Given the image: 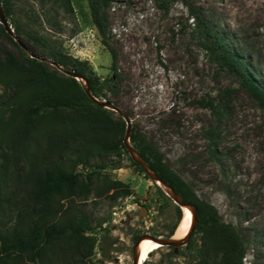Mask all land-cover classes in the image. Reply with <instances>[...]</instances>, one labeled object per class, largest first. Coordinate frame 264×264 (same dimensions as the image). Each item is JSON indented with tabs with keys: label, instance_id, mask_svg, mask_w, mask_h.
Instances as JSON below:
<instances>
[{
	"label": "rangeland",
	"instance_id": "374dc122",
	"mask_svg": "<svg viewBox=\"0 0 264 264\" xmlns=\"http://www.w3.org/2000/svg\"><path fill=\"white\" fill-rule=\"evenodd\" d=\"M4 1L11 6L7 19L20 44L0 36V58L5 51L18 58L20 48L62 78L71 76L50 60L52 53L84 69L102 88L99 101L117 109H106L109 120L125 122L126 132L129 123L131 134L142 135L197 198L216 211L221 224L233 226L245 244L242 264H264V107L244 78L213 61L190 15L194 9L264 92V0H106L105 36L92 18L94 0H69L72 11L60 0ZM14 88L0 84V107ZM21 120L9 113L0 124V243L16 232L29 234L35 224L66 225L82 215L92 230L80 251L67 230L43 259L2 255L0 264H133L137 243L131 232L140 239L174 241L183 209L132 165L127 147L128 154L95 155L90 166H78L80 184L95 172L88 196L54 208L36 204L30 196L32 173L58 159L49 140L56 132L44 130L41 144L25 145ZM75 154L67 152L65 160ZM112 181L127 185L132 196L113 200V192L100 194ZM151 206L158 210L155 218L140 216L142 208ZM192 222L187 245L178 253L161 247L145 264H196L203 235L198 217Z\"/></svg>",
	"mask_w": 264,
	"mask_h": 264
},
{
	"label": "trees",
	"instance_id": "16d2710c",
	"mask_svg": "<svg viewBox=\"0 0 264 264\" xmlns=\"http://www.w3.org/2000/svg\"><path fill=\"white\" fill-rule=\"evenodd\" d=\"M60 1L67 10L72 11L69 0ZM176 1L186 4L185 0ZM0 4L6 17L11 18L12 9L9 3L0 0ZM106 6V0H94L91 6L94 24L103 36H105V28L102 24L103 10ZM190 15L196 21L195 31L201 46L212 56L213 61L244 78V84L264 107V92L256 88L252 79L244 73L238 56L213 33L194 9H190ZM15 30L18 34L21 33L20 27L16 26ZM0 36L13 41L1 24ZM35 41L39 45L42 44L38 38H35ZM18 49L20 52L18 58L6 51L4 60L0 58V84L7 88L15 87L12 97L0 107V124L9 113L13 118L21 117L22 127L26 132L25 138H28L25 145L28 146L31 142H35L36 146L41 144L40 139L45 135L41 133L42 131L56 132V135L48 136L50 152L56 154L58 159L54 160L46 170L32 173L30 192L36 204L54 208L55 205L60 206L62 201L71 202L77 197L88 196L91 193L95 172L86 174L85 180L80 184L78 166H90L91 159L95 155L119 156L122 150L128 154L124 144L126 124L123 121L111 122L107 110L88 96L79 81L73 77L62 78L56 72L48 71L43 63L30 58L20 48ZM49 58L63 70L83 77L97 100L103 98L102 88L88 77L84 69L68 64L62 56L55 53L50 54ZM130 142L134 152L148 168L171 187L183 202L196 210L200 223L198 231L203 235L202 245L198 250L200 259L196 264H242L246 253L245 244L233 226L221 224L216 211L197 198L190 186L166 165L160 153L142 135L132 133ZM67 152H75L77 154L75 159L65 160L64 154ZM130 160L136 169L148 176L137 161L132 157ZM111 192H113L111 195L113 200L130 197L133 194L132 190L121 181H112L100 194ZM182 217L183 213L180 211L179 221ZM67 230L70 233L68 240L80 251L82 240L88 238L86 234L92 228L85 215L77 219L70 218L66 225L45 222L35 224L29 234L16 232L11 238H2L0 256L5 255L10 258L14 254H31L32 260L43 259L48 247L52 246L55 240L62 239ZM130 234L137 243L140 239L139 235L136 232Z\"/></svg>",
	"mask_w": 264,
	"mask_h": 264
},
{
	"label": "water",
	"instance_id": "95a60500",
	"mask_svg": "<svg viewBox=\"0 0 264 264\" xmlns=\"http://www.w3.org/2000/svg\"><path fill=\"white\" fill-rule=\"evenodd\" d=\"M0 24L3 26L4 30L6 31V33H8L11 37H13L15 39V41L18 42V40L16 39L14 32L8 22V19L4 13V10L2 8V5L0 4ZM19 43V42H18ZM20 44V43H19ZM60 68V66H58ZM66 74L68 76L73 77L76 80H82L84 81L83 86L88 94L89 97H91V99H93L100 107L105 108V109H109V110H114L116 111V107H114V105L110 102H106V101H99L97 100L92 93L89 90L88 87V82L83 78L80 77L78 75H76L75 73L72 72H66ZM130 137H131V128L129 126L128 123V129L126 132V137H125V146L127 147V150L129 151L130 155L132 156V158L137 161L141 167L147 172L148 176L150 177V179L153 182H159L161 185H163L165 188H167L170 192H171V196L167 193V195H169L171 197V199L180 207H188L193 214V221L195 222L197 219V212L196 210L191 206L186 204L185 202H183L180 197L174 193V191L172 190L171 187L167 186L155 173H153L148 166L138 157V155L134 152V150L132 149V146L130 145L129 141H130ZM140 216L145 217L146 216V209L142 208V211L140 213ZM130 220V219H129ZM194 223H192L191 225V229L188 233V235L181 241H169V240H155L156 242H158L160 244L161 247H173L174 248V252L178 253V250L180 247L187 245L190 242V239L192 237V234L194 232ZM143 239H139V241L137 242L136 246L142 241ZM136 246L134 249V254H133V264H138V255H137V251H136Z\"/></svg>",
	"mask_w": 264,
	"mask_h": 264
},
{
	"label": "bare ground",
	"instance_id": "6f19581e",
	"mask_svg": "<svg viewBox=\"0 0 264 264\" xmlns=\"http://www.w3.org/2000/svg\"><path fill=\"white\" fill-rule=\"evenodd\" d=\"M159 183V182H156ZM160 184V183H159ZM163 188H165L163 185L160 184ZM170 194L171 192L165 188ZM183 209V217L181 221H179L178 227L173 235L174 241H180L183 240L189 233L192 225V211L188 207H182ZM161 246L158 242L149 239L144 238L137 246L136 251L138 255V264H145V262L149 259V257L158 249H160Z\"/></svg>",
	"mask_w": 264,
	"mask_h": 264
},
{
	"label": "built area",
	"instance_id": "2783aa9c",
	"mask_svg": "<svg viewBox=\"0 0 264 264\" xmlns=\"http://www.w3.org/2000/svg\"><path fill=\"white\" fill-rule=\"evenodd\" d=\"M157 214H158V210L156 207L151 206L150 208H148V210H147V218L148 219L155 218Z\"/></svg>",
	"mask_w": 264,
	"mask_h": 264
},
{
	"label": "flooded vegetation",
	"instance_id": "af4514ba",
	"mask_svg": "<svg viewBox=\"0 0 264 264\" xmlns=\"http://www.w3.org/2000/svg\"><path fill=\"white\" fill-rule=\"evenodd\" d=\"M145 208V207H144ZM146 209V216H147V210H148V207L147 208H145ZM142 211V210H141ZM140 214V213H139ZM131 220V219H130Z\"/></svg>",
	"mask_w": 264,
	"mask_h": 264
}]
</instances>
